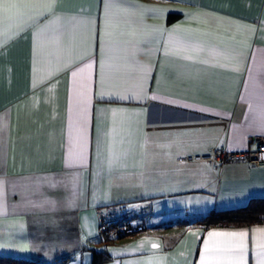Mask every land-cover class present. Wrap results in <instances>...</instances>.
<instances>
[{"label":"crops","instance_id":"1","mask_svg":"<svg viewBox=\"0 0 264 264\" xmlns=\"http://www.w3.org/2000/svg\"><path fill=\"white\" fill-rule=\"evenodd\" d=\"M261 135L264 0H58L6 17L0 254L91 264L100 248L104 264H262L264 220L182 221L264 197V167L180 159L253 148ZM123 201H145L148 228L104 242L100 208ZM245 230L243 249L208 235Z\"/></svg>","mask_w":264,"mask_h":264},{"label":"built area","instance_id":"2","mask_svg":"<svg viewBox=\"0 0 264 264\" xmlns=\"http://www.w3.org/2000/svg\"><path fill=\"white\" fill-rule=\"evenodd\" d=\"M182 161H209L221 168L229 159H244L250 164L264 167V135L256 139L253 148L234 151L222 145L213 146L204 153L187 154ZM149 208L145 201H123L100 208L99 235L104 239H118L148 228Z\"/></svg>","mask_w":264,"mask_h":264},{"label":"trees","instance_id":"3","mask_svg":"<svg viewBox=\"0 0 264 264\" xmlns=\"http://www.w3.org/2000/svg\"><path fill=\"white\" fill-rule=\"evenodd\" d=\"M264 220V197H254L251 201L243 207L233 209H213L207 213L195 218L193 221L184 220L187 223H201L205 225L217 224H250L257 221ZM101 239V237H100ZM103 240V239H102ZM111 239L106 238L103 241L109 242ZM108 255L104 249H93V260L91 264H104ZM0 264H46L37 259L20 257L15 255L0 254Z\"/></svg>","mask_w":264,"mask_h":264},{"label":"snow or ice","instance_id":"4","mask_svg":"<svg viewBox=\"0 0 264 264\" xmlns=\"http://www.w3.org/2000/svg\"><path fill=\"white\" fill-rule=\"evenodd\" d=\"M58 3V0H0V21L4 18H22L31 12L40 9L43 7L46 10H50L55 7ZM83 21H78L82 23ZM123 98V97H122ZM254 231L264 232V229H255ZM248 231H233V232H210L209 237L212 236H229V237H239L241 238L239 247L243 249V238L248 236ZM205 249L208 248V245H204ZM258 255L264 257V253H259ZM264 264V260H262Z\"/></svg>","mask_w":264,"mask_h":264}]
</instances>
